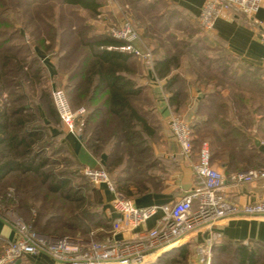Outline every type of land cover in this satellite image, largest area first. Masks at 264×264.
<instances>
[{
    "label": "rangeland",
    "instance_id": "1",
    "mask_svg": "<svg viewBox=\"0 0 264 264\" xmlns=\"http://www.w3.org/2000/svg\"><path fill=\"white\" fill-rule=\"evenodd\" d=\"M111 1L125 9L121 16L113 13L109 6ZM147 1L101 0L100 14H103V18H100V14L93 15L84 8L65 5L63 0H0V115L7 113L11 124L23 119L26 127H34L39 131L25 158L33 157L35 163L40 165L39 172L19 170L0 181V200L3 204H11L25 221L35 218L40 230L44 229L47 222L49 227L43 231L78 233L81 228H76L75 224L79 218L91 219L87 223L90 224L88 228L93 230L108 223V190L89 180L84 174L86 166L106 169L117 189L128 198L176 192L174 185L176 181L178 184L182 180L177 157L165 150L164 121L158 111L156 115L150 116V121L156 125V134L137 147L144 148V152H139V149L127 152L122 143L117 144L119 139L108 135L109 122L98 121L99 117L89 118L92 115L91 104L79 92L87 53V48L81 43V36L83 39L102 34L114 36V30L121 29L127 20L139 33L135 45L142 50H150L153 59L159 48L168 52H188L187 38L180 39L182 33L167 32L165 25L159 29L149 25L148 9L138 8L139 4L145 2L146 5ZM161 10L171 11L167 6H162ZM156 15H153L154 23ZM102 20L105 22L103 26L98 23ZM197 34L191 37L192 42L197 37H203L202 33ZM205 40L208 43L196 47L195 55L182 56L177 70L183 76L190 72V79L183 78L177 84L186 88L188 100L191 99V89L205 92L217 83V77L224 78L220 82L235 84L228 75L237 68L240 73L247 68L243 64L231 63L232 57L222 44L215 45L210 38ZM154 41L158 44H154ZM133 58L139 69V82L149 88L145 75L154 67V62L147 63L137 56ZM219 86L226 88L227 94L231 92L227 89L228 84ZM241 91L246 105L243 108L237 105V123L246 135L253 138H260L261 135L264 140V91ZM145 98L136 99L144 108L153 109V103L145 101ZM50 105L57 106L54 115L48 112L47 107ZM65 115L70 116L73 128L67 123ZM190 121L193 124L196 118ZM168 124L172 130L171 119ZM71 132L81 142L77 155L72 152V143L68 141L67 133ZM197 141L194 143L196 155L200 148ZM63 179L69 180V193L74 197H82L81 202L65 198L60 192H51L50 185ZM9 189L13 190V196L7 200ZM3 218L12 223L9 218ZM222 241L212 246L211 264L225 263L227 256H219L214 251V246ZM200 244L206 248V243ZM200 244L192 242L186 256L174 252L160 262L159 256L149 258L147 264H197L196 253ZM18 264L37 263L35 259L23 258Z\"/></svg>",
    "mask_w": 264,
    "mask_h": 264
},
{
    "label": "trees",
    "instance_id": "2",
    "mask_svg": "<svg viewBox=\"0 0 264 264\" xmlns=\"http://www.w3.org/2000/svg\"><path fill=\"white\" fill-rule=\"evenodd\" d=\"M63 4L84 8L93 15H99L102 6L101 0H63ZM197 33H202L203 37H197L192 42L191 37L197 36ZM210 33L211 31L204 30L198 21L197 27H193L192 35L188 36L190 38L185 39L189 48L188 52L181 51L179 47L180 51L176 52L162 51V48L155 51V72L159 78L166 79L164 89L169 93V104L176 112H179L188 101L185 93L186 88L177 86L179 80L185 79L177 71L183 60L181 58L185 54L191 55L193 53L195 55L196 51L194 49L201 44L208 43L205 38H210ZM80 39L82 40L81 43L83 42L87 48V53L84 58L85 66L81 72L82 83L79 86L80 90H78L82 92L83 98H86L91 104L92 115L89 118L99 117L98 121L109 122L108 135H113L119 139L117 144L122 143L127 152L139 149L137 147H140L146 140L156 134V125L150 121V116L155 114L158 108L156 107V99L150 94L149 88L138 80L139 69L136 60L133 58L136 56L122 50V47L128 43L125 39L117 38L111 34L93 35L87 39L85 37L83 39L81 36ZM156 41H154V44L157 45ZM229 56L232 57L230 54ZM231 63L234 64L233 59H231ZM207 69L211 71L210 68ZM239 71L237 68L228 75L236 82L235 84L227 82L229 86L227 89L231 90L228 94L226 88H220L219 86H227L224 81L220 82L224 78L211 75L214 78L217 77V83H214L213 87L204 92V97L200 101L197 113L202 118L196 119L193 124L190 123L194 133V143L198 140L201 146L204 141H208L212 160L221 162L227 170L226 172L232 169L237 171L248 170L249 167L261 168L264 164V156L255 144L254 138L246 135L235 118L237 117L236 108L238 106L243 108V105H246L241 90L245 89L250 93L255 92V90L264 91V78H259L257 70L251 67H247L241 73ZM230 77L229 80H231ZM144 96L146 97L145 101L149 100L153 103V109L144 108L138 103L136 98ZM56 107L50 105L47 107L48 112L54 115ZM57 112L59 113L58 108ZM8 116L5 112L0 115V181L15 171H40V165L35 163L33 157L25 158L30 153L32 140L38 135L39 131L37 132L34 127H26L23 119L11 124ZM144 150V148H141L139 152H144ZM45 176L48 177V175ZM68 185L69 180L63 179L56 181L49 188L51 192H60L65 198H72V200L81 202L82 197H74L69 193ZM10 198L6 197L7 200ZM10 205L7 203V206ZM86 220L79 218L78 221L77 219L75 225L76 228H81V232L65 234L88 235L93 229L88 228L90 224L87 222L91 219L87 218ZM27 222H31L34 228L41 233L55 234L43 231L49 227L47 222L43 226V230L37 228L35 218ZM94 225L101 226L100 223ZM111 226L112 220L109 219L106 225L98 227L100 232L97 233V237H103ZM191 243L183 244L161 254L159 262L162 258H166L174 252L186 256L188 253L187 248ZM214 251L219 256H227L224 264H264L263 242L249 241L245 243L243 241L223 240L214 246ZM159 262L155 264H161Z\"/></svg>",
    "mask_w": 264,
    "mask_h": 264
},
{
    "label": "built area",
    "instance_id": "3",
    "mask_svg": "<svg viewBox=\"0 0 264 264\" xmlns=\"http://www.w3.org/2000/svg\"><path fill=\"white\" fill-rule=\"evenodd\" d=\"M261 3L262 0H205L198 21L204 30L212 31L221 15L239 14L256 28L264 42V23L253 18ZM122 25L113 32L115 37L128 42L122 50L153 63L152 52L135 45L139 33L132 23L126 20ZM66 117L73 128L70 116ZM171 126L180 154L192 163L196 182L191 190L168 202L138 207L117 189L106 169L86 166L84 174L89 180L95 185H103L114 195L110 206L112 226L105 235L97 237L100 229L92 230L88 235L41 233L0 200V215L12 221L17 233L14 238L0 233V264H16L23 258L35 259L40 253L49 255L56 264H147L151 256L158 257L181 246L177 244L199 230L209 231L211 237L203 242L205 249L200 244L197 264H211L212 246L222 237L215 230L219 221L235 215L264 216V197L241 204L229 196L226 187L249 183L264 186V168L225 173L214 166L208 141L201 144L197 158L193 160L194 133L190 122L173 114ZM12 196L13 190L9 189L6 197ZM151 219H154L153 224H149Z\"/></svg>",
    "mask_w": 264,
    "mask_h": 264
},
{
    "label": "crops",
    "instance_id": "4",
    "mask_svg": "<svg viewBox=\"0 0 264 264\" xmlns=\"http://www.w3.org/2000/svg\"><path fill=\"white\" fill-rule=\"evenodd\" d=\"M205 3V0H148L146 5L145 2L138 5V8H147L148 17L150 19L149 25L156 26L157 29L165 25L167 32H180L182 33L180 39L187 38L193 33V27H197L198 17L201 9ZM113 13L122 15V10L125 11L120 5L114 2L111 5ZM108 6V7H109ZM128 6V5H127ZM126 6V7H127ZM168 7L171 11H162L161 7ZM107 7V8H108ZM107 8L105 11H107ZM111 9V8H110ZM103 8L101 9V11ZM143 10V9H142ZM161 10V11H160ZM104 11V12H105ZM110 11V10H109ZM155 17V23L153 15ZM120 15V16H121ZM103 14H100L101 18ZM103 18V17H102ZM254 20L264 23V0H262L261 6L258 11L253 15ZM105 22L106 20L103 19ZM100 23V25L103 22ZM165 22V23H163ZM162 23V24H161ZM103 26V24L101 25ZM157 29L155 31H157ZM210 41L213 44H222L223 47L232 55V59L236 64H243L252 69H256L257 76L264 78V42L261 41L258 36L257 30L254 26L248 23V20L239 14L225 13L221 15L215 22V27L210 33ZM181 75H183L181 73ZM149 81V92L156 99L157 111L160 113L161 119L164 121L163 135L165 136V150L169 154H173L177 157L180 163V171L182 180L177 184L176 192H167L161 194H150L146 196H133L130 199L135 206L144 207L152 204H160L177 199L184 195L185 192L191 190L196 182V177L193 172L192 163L180 154V147L177 138L173 134L169 123L173 114L177 112L169 104V93L164 89L165 78L161 79L157 76L154 67L145 75ZM184 77L187 79L191 78L190 72H186ZM191 99L188 100L180 110L179 115L191 123L193 118H202L197 113L198 106L201 99L204 97V91L201 89H191ZM68 141L72 143V149L74 155L78 154L81 148V142L75 135V133H67ZM260 135L259 139L264 144L263 138ZM256 144V143H255ZM200 146V145H199ZM259 147V146H258ZM262 156H264V149L259 147ZM197 158L195 154L193 160ZM214 166L218 167L221 171L227 173L222 166L221 162L212 160ZM190 167V168H189ZM257 167H249L253 169ZM261 168H264L261 167ZM247 170V169H246ZM179 171V172H180ZM237 171L229 170L228 172ZM239 171V170H238ZM229 196L236 202L241 204H247L254 202L264 197V186L262 183H249L242 185H230L226 187ZM114 195L106 191L107 198V214L111 219L110 206ZM154 219L149 220V224H153ZM215 230L220 232L222 240L230 241H243L248 243L249 241H258L264 243V216H247V215H235L222 219L217 223ZM0 233L6 237H16V228L13 223H8L2 215H0ZM211 237L209 231L199 230L195 234L184 238L177 245H183L189 242L200 244ZM1 244V242H0ZM157 256H151L150 259L156 258ZM37 264H56L53 259L46 253H40L35 257Z\"/></svg>",
    "mask_w": 264,
    "mask_h": 264
},
{
    "label": "water",
    "instance_id": "5",
    "mask_svg": "<svg viewBox=\"0 0 264 264\" xmlns=\"http://www.w3.org/2000/svg\"><path fill=\"white\" fill-rule=\"evenodd\" d=\"M255 143L257 146H259L261 149H264V144L261 143L259 139H255Z\"/></svg>",
    "mask_w": 264,
    "mask_h": 264
}]
</instances>
